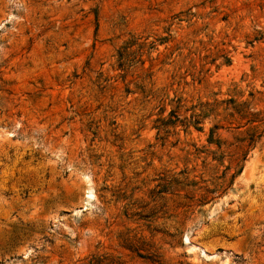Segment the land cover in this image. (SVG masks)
Segmentation results:
<instances>
[{"label": "rangeland", "instance_id": "1", "mask_svg": "<svg viewBox=\"0 0 264 264\" xmlns=\"http://www.w3.org/2000/svg\"><path fill=\"white\" fill-rule=\"evenodd\" d=\"M104 254L264 264V0H0V264Z\"/></svg>", "mask_w": 264, "mask_h": 264}, {"label": "trees", "instance_id": "2", "mask_svg": "<svg viewBox=\"0 0 264 264\" xmlns=\"http://www.w3.org/2000/svg\"><path fill=\"white\" fill-rule=\"evenodd\" d=\"M134 242H135L134 239H132L129 236L124 239V243L126 244V247L130 250L134 249V245H135ZM134 250L138 252L139 256L150 259L154 263H160L162 261V256L158 253V251L153 250L152 248L148 249V254H149L148 257H144L142 253H140V251L143 250L142 247L139 248L137 246V249ZM89 264H125V263L112 255L104 254L93 257L89 262Z\"/></svg>", "mask_w": 264, "mask_h": 264}, {"label": "bare ground", "instance_id": "3", "mask_svg": "<svg viewBox=\"0 0 264 264\" xmlns=\"http://www.w3.org/2000/svg\"><path fill=\"white\" fill-rule=\"evenodd\" d=\"M88 191V190H87ZM89 192V191H88ZM92 194V193H91ZM87 197V196H86ZM91 197V196H90ZM88 198V197H87Z\"/></svg>", "mask_w": 264, "mask_h": 264}]
</instances>
